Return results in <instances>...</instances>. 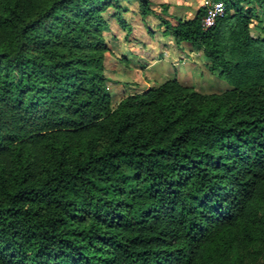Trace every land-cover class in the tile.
Instances as JSON below:
<instances>
[{
    "label": "trees",
    "instance_id": "trees-1",
    "mask_svg": "<svg viewBox=\"0 0 264 264\" xmlns=\"http://www.w3.org/2000/svg\"><path fill=\"white\" fill-rule=\"evenodd\" d=\"M222 1L207 30L205 7L164 24L230 90L168 80L114 108L103 15L134 0H0V264H218L264 244V0Z\"/></svg>",
    "mask_w": 264,
    "mask_h": 264
},
{
    "label": "rangeland",
    "instance_id": "rangeland-1",
    "mask_svg": "<svg viewBox=\"0 0 264 264\" xmlns=\"http://www.w3.org/2000/svg\"><path fill=\"white\" fill-rule=\"evenodd\" d=\"M151 14L145 17L140 3L134 0L127 11L110 8L104 13L108 48L104 69L112 106L129 95L145 92L168 80H177L206 95L222 94L231 86L210 72L209 60L202 51L188 44L178 45L169 35L165 21L177 25L194 18L207 0H148ZM246 8L252 6L244 3ZM166 9V10H165ZM251 33L264 38V12L256 6ZM235 251L218 264H264V244L235 240ZM238 242V243H237Z\"/></svg>",
    "mask_w": 264,
    "mask_h": 264
},
{
    "label": "built area",
    "instance_id": "built-area-1",
    "mask_svg": "<svg viewBox=\"0 0 264 264\" xmlns=\"http://www.w3.org/2000/svg\"><path fill=\"white\" fill-rule=\"evenodd\" d=\"M204 7L206 8V14L203 18L202 25L205 30L212 28L217 20L221 18L225 13V4L222 0H207Z\"/></svg>",
    "mask_w": 264,
    "mask_h": 264
},
{
    "label": "crops",
    "instance_id": "crops-1",
    "mask_svg": "<svg viewBox=\"0 0 264 264\" xmlns=\"http://www.w3.org/2000/svg\"><path fill=\"white\" fill-rule=\"evenodd\" d=\"M175 80V79H174Z\"/></svg>",
    "mask_w": 264,
    "mask_h": 264
}]
</instances>
